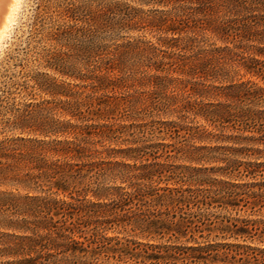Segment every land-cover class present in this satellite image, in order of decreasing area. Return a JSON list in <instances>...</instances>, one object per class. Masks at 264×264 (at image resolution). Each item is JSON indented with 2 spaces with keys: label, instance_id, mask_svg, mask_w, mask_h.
Returning a JSON list of instances; mask_svg holds the SVG:
<instances>
[{
  "label": "trees",
  "instance_id": "16d2710c",
  "mask_svg": "<svg viewBox=\"0 0 264 264\" xmlns=\"http://www.w3.org/2000/svg\"><path fill=\"white\" fill-rule=\"evenodd\" d=\"M141 1L171 9L143 13L117 6L114 13L121 20L114 18L112 28H150L172 37L113 50L101 46L106 63L102 59L99 74L81 78L91 85L71 89L76 103L64 109L80 125L53 122L44 132L64 140L20 139L16 147L0 146V187L18 192L0 190V256L13 258L0 264H264V246L228 241H254L264 234V221L208 223L215 208L264 210V86L243 80L264 82V0ZM138 57L148 58V67L163 74L145 76L152 89L140 106L126 95L97 96L109 88L130 90L124 77L108 72H122L128 58ZM120 108L137 119L157 112L181 122L158 121L155 129L153 124H100ZM189 116L219 133L188 125ZM156 133L174 142L149 143ZM206 141L219 145H186ZM106 143L126 147L100 151ZM170 152L192 163H224L216 172L230 180L210 181L202 168L159 161ZM171 181L180 187L170 188ZM90 194L95 202H84L81 197ZM114 225L146 242L107 236ZM214 232L222 240H209ZM239 255L244 258L237 260Z\"/></svg>",
  "mask_w": 264,
  "mask_h": 264
},
{
  "label": "rangeland",
  "instance_id": "374dc122",
  "mask_svg": "<svg viewBox=\"0 0 264 264\" xmlns=\"http://www.w3.org/2000/svg\"><path fill=\"white\" fill-rule=\"evenodd\" d=\"M117 6H130L143 13L152 11L167 12L171 9L170 6L164 3L148 4L141 0H22L17 22L0 49V146L16 147V143L20 139H45L46 141H52L58 137L64 140V136L52 135L46 137L44 132L53 122L71 121L73 124L80 125L81 121L69 115L64 109L67 108L68 103H76L75 99L69 97L72 94L71 89L75 91L77 86L91 85L90 81L86 82L81 80V78L94 73L99 74L97 69L101 65L102 59L105 58L104 63H106V56L104 55V58H102L100 55L101 46H104L105 49L113 50L129 43L157 44L162 36L172 37L170 34L161 35L155 30L142 27H138L136 30H115L112 28L114 26V23H112L113 19L121 20V17L114 13L118 10ZM111 24L112 26L109 27ZM213 42L211 41L209 44ZM218 46H221V44L218 43ZM148 65H151L148 58H128L122 72L110 71L108 75L112 78L124 77L126 83L132 85L131 89L126 91L120 88H109L100 92L97 96L105 95L107 96L106 98L119 100L126 95V97H131L128 99H131L133 103L140 106L145 100L144 94L152 89L146 86L145 76L163 75L155 71L153 67L149 68ZM107 67H110V65H107ZM103 73H106L105 69ZM172 77L177 78L178 75L174 73ZM239 79V76L235 78L236 81ZM243 80L264 86V82L257 78L246 76ZM212 84L221 85L219 82ZM113 117V119L99 120V122L100 124L114 125L115 127L128 126L133 123L137 125L153 124L155 125L154 129L158 127L156 124L158 121L181 122L177 117L165 116L157 112H147L137 119L128 108H120ZM186 121L190 126L205 127L215 134L219 133L215 132L213 128L207 127L203 120L194 119L193 116H189ZM88 123L95 124L98 121H89ZM182 134L184 135V132ZM226 134L232 135L230 132ZM158 136L160 135L156 133L153 137H150L149 140L152 141H149V143L171 144L174 142L168 139L162 140ZM211 144L219 145L215 141H206L203 144L199 142L186 143L189 147L190 145L194 147L200 145L209 146ZM104 145L105 147L99 145L98 149L104 151L105 149L126 147V145L114 143H106ZM221 145L236 147L231 142H224ZM177 146L180 147V145ZM205 155L219 156V154L207 152ZM106 156L104 154L102 157L106 158ZM169 156L167 158V154H165L159 161L182 169L202 168L206 171L205 175L210 181L214 179L230 180L216 172L219 167L225 166L224 163H192L186 160L184 155L176 152H170ZM239 159L242 161H254L256 158L242 157ZM193 174L202 175L201 173ZM160 186L165 187L166 184ZM169 187L175 188L180 187V185H176V183L171 181ZM186 187L188 185L184 186V188ZM207 187L209 185H205L202 188ZM0 190L18 193L7 186L0 187ZM20 194L24 195L25 192L22 191ZM60 198L62 199L63 195ZM81 198L85 199L84 202H95L92 194ZM209 218L210 221L208 223L215 222L214 224L216 225L222 223L224 218H229L233 221L239 220V225H242V220L264 221V210L253 213L250 208L246 207L238 211H226L215 208L212 209ZM115 227L116 225L109 226L111 229L108 231L107 236L118 237L123 241L128 239L146 242L143 237H136L133 233H125L122 228ZM208 234V232H205L204 236L207 237ZM217 234L214 232L209 235L211 236L209 240H222L220 237L216 238ZM250 238L245 237L236 241L230 239L228 241L259 247L264 246V243H261V241L264 242V234L261 237H255L254 241ZM77 239L85 241L84 238L80 239L77 237ZM199 240L205 241L206 239L200 238ZM166 241L162 240L161 243H166ZM184 243L185 240L175 244L183 245ZM242 257L241 255L237 256V260ZM11 259L13 258L0 256V263ZM233 262L235 263V261Z\"/></svg>",
  "mask_w": 264,
  "mask_h": 264
},
{
  "label": "bare ground",
  "instance_id": "6f19581e",
  "mask_svg": "<svg viewBox=\"0 0 264 264\" xmlns=\"http://www.w3.org/2000/svg\"><path fill=\"white\" fill-rule=\"evenodd\" d=\"M22 0H0V49L17 22Z\"/></svg>",
  "mask_w": 264,
  "mask_h": 264
}]
</instances>
